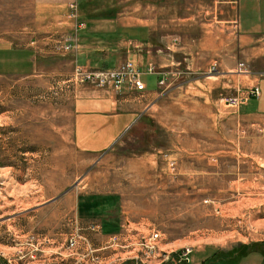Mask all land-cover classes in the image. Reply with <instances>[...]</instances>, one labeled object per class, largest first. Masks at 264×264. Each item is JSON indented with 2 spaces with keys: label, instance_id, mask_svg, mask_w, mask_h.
<instances>
[{
  "label": "rangeland",
  "instance_id": "obj_1",
  "mask_svg": "<svg viewBox=\"0 0 264 264\" xmlns=\"http://www.w3.org/2000/svg\"><path fill=\"white\" fill-rule=\"evenodd\" d=\"M69 1L0 0V44L44 56L32 74L0 75V264H93L80 255L82 238L68 247L77 236L92 247L74 223L80 192L120 198L121 246L114 258L105 257L113 248L95 252L101 264H177L162 251L184 245L252 250L244 263L264 264V115L240 111L260 96L264 59L239 60L240 76L222 75L214 63L205 84L163 79L158 102L114 145L83 154L72 143L74 101L115 89L112 81L85 78L116 66L92 68L78 59L83 44H96L79 33V0L75 16ZM232 97L240 105L227 104ZM152 231L161 235L149 250L140 243Z\"/></svg>",
  "mask_w": 264,
  "mask_h": 264
},
{
  "label": "crops",
  "instance_id": "obj_2",
  "mask_svg": "<svg viewBox=\"0 0 264 264\" xmlns=\"http://www.w3.org/2000/svg\"><path fill=\"white\" fill-rule=\"evenodd\" d=\"M78 13L80 35L96 44H83L78 59L92 68L130 59L145 85L143 91L125 85L121 91L92 90L75 99L72 143L87 155L105 152L158 102L166 87L160 79L205 84L214 63L222 75L240 76L239 60L257 65L264 59V0H79ZM113 50H120L121 60L106 59ZM42 57L29 46L0 44V75L32 74ZM259 87L260 96L240 106L243 114L264 115V79ZM116 194L80 192L75 203L74 223L94 252L115 250L106 258H114L121 246L124 218ZM251 251L205 246L192 250L188 264H245Z\"/></svg>",
  "mask_w": 264,
  "mask_h": 264
},
{
  "label": "built area",
  "instance_id": "obj_3",
  "mask_svg": "<svg viewBox=\"0 0 264 264\" xmlns=\"http://www.w3.org/2000/svg\"><path fill=\"white\" fill-rule=\"evenodd\" d=\"M76 6L77 3L75 0H71L69 2V7L71 8V10L72 9L74 10V12L71 13V15L73 16L76 15ZM69 47L70 45L66 46L65 50L68 49ZM242 65L243 63H240L238 66L241 67ZM83 67L86 68L87 66H83ZM134 68L135 67L131 62L125 61L112 69L98 70L96 72L93 71V73L87 74L85 79H87L88 82L90 83L104 85V86L107 84V82L111 83L109 81H112V86L117 90H119L122 86H124L122 84H127L126 86L130 88L132 87L134 90L142 91L145 88L144 82L140 78V72L135 71ZM152 69H153L152 67L149 68L150 71ZM102 75L104 76L101 77ZM125 79L126 81L124 82ZM158 84H163V79L159 80ZM225 101L227 104L233 106H238L241 103V99L235 97L227 98ZM159 237H160V232L152 231L147 237L143 238V241L140 244L141 246H144L147 249H155V242L159 239ZM81 238L83 241V248H81V250L83 252H81L80 255L82 257H86L87 259H89L91 262H93V264H101V258L98 256L97 253L94 252V250L92 249V247L90 246L89 242L85 237L77 236L76 239L70 238L68 240V247L70 249L77 248V242ZM192 250H193L192 246L184 245L180 247V251L175 249L170 251L163 250L162 256L165 260L170 259V257H172L171 259H174L178 264H188L189 255L192 252ZM76 254L78 255L79 253Z\"/></svg>",
  "mask_w": 264,
  "mask_h": 264
},
{
  "label": "trees",
  "instance_id": "obj_4",
  "mask_svg": "<svg viewBox=\"0 0 264 264\" xmlns=\"http://www.w3.org/2000/svg\"><path fill=\"white\" fill-rule=\"evenodd\" d=\"M260 251H261V254H262L263 257H264V250H261V249H260ZM132 261H133V260H131V261H126L125 264H133Z\"/></svg>",
  "mask_w": 264,
  "mask_h": 264
},
{
  "label": "bare ground",
  "instance_id": "obj_5",
  "mask_svg": "<svg viewBox=\"0 0 264 264\" xmlns=\"http://www.w3.org/2000/svg\"><path fill=\"white\" fill-rule=\"evenodd\" d=\"M159 232V231H158ZM161 235V234H160ZM158 246H159V244H158ZM158 246H157V248H158ZM150 250V249H149ZM191 257V256H190Z\"/></svg>",
  "mask_w": 264,
  "mask_h": 264
}]
</instances>
